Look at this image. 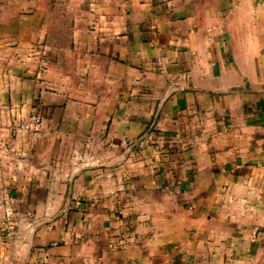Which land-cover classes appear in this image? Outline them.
I'll return each instance as SVG.
<instances>
[{
  "label": "crops",
  "instance_id": "0c3cea01",
  "mask_svg": "<svg viewBox=\"0 0 264 264\" xmlns=\"http://www.w3.org/2000/svg\"><path fill=\"white\" fill-rule=\"evenodd\" d=\"M0 261L264 264V0H0Z\"/></svg>",
  "mask_w": 264,
  "mask_h": 264
},
{
  "label": "built area",
  "instance_id": "2783aa9c",
  "mask_svg": "<svg viewBox=\"0 0 264 264\" xmlns=\"http://www.w3.org/2000/svg\"><path fill=\"white\" fill-rule=\"evenodd\" d=\"M40 126V118L33 114L29 117V119L25 122H22L17 125V129L22 131V132H35L38 130ZM11 228V226H9ZM0 264H5L0 261Z\"/></svg>",
  "mask_w": 264,
  "mask_h": 264
}]
</instances>
